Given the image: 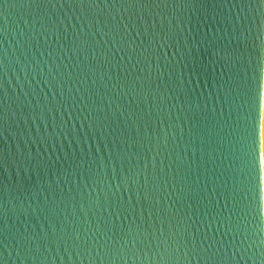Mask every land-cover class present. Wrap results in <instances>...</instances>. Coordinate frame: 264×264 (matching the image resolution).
<instances>
[{
  "label": "water",
  "instance_id": "obj_1",
  "mask_svg": "<svg viewBox=\"0 0 264 264\" xmlns=\"http://www.w3.org/2000/svg\"><path fill=\"white\" fill-rule=\"evenodd\" d=\"M264 0H0V264H264Z\"/></svg>",
  "mask_w": 264,
  "mask_h": 264
},
{
  "label": "bare ground",
  "instance_id": "obj_2",
  "mask_svg": "<svg viewBox=\"0 0 264 264\" xmlns=\"http://www.w3.org/2000/svg\"><path fill=\"white\" fill-rule=\"evenodd\" d=\"M263 136H262V141H263V161H264V113H263Z\"/></svg>",
  "mask_w": 264,
  "mask_h": 264
}]
</instances>
